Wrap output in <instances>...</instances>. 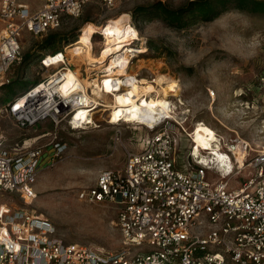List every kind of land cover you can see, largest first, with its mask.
Instances as JSON below:
<instances>
[{"label":"rangeland","instance_id":"1","mask_svg":"<svg viewBox=\"0 0 264 264\" xmlns=\"http://www.w3.org/2000/svg\"><path fill=\"white\" fill-rule=\"evenodd\" d=\"M187 1L190 0H122L112 8L92 1L81 17L69 19L43 38L23 33L20 63L7 73L10 83L0 87V149L23 153L39 148L44 155L34 184L36 198L25 203L19 195L0 193L1 206L41 216L52 223L66 243L117 253L124 249L117 226V204L93 203L82 200L80 194L95 186L102 170L123 168L127 152L145 150L160 129L167 128L175 134V158L192 167L199 165V159L206 164L201 155L206 153L198 155L192 143V133L199 123L215 130L219 138L215 148L230 157L235 170L241 166L235 151L242 149L246 166L238 175L225 178L229 181L228 191L242 188L257 176L258 169L248 164L264 153V87L259 84L264 72V15L230 10L209 22L190 21L187 17L185 26H179L153 10L160 3L176 10ZM21 2L32 10L43 5V0ZM121 14H129V24L140 37L130 48L146 49L131 60L129 73L157 90L162 89L156 83L159 76L177 81V91L167 90L168 100L175 107L172 117L154 127L125 121L114 125L109 123L105 108L100 107L82 130L73 128V115L59 124L49 119L30 128L20 127L9 112L10 104L63 68L61 72L77 70L84 82L102 79L104 68L88 66L85 59L73 57V48L68 46L78 39L84 26L101 28ZM104 41L100 31L94 35V55L100 53ZM59 53L66 56L65 63L55 67L43 64L46 57ZM87 90L85 94L100 100L91 89ZM57 145L63 149L61 155H57ZM207 166V181L219 183L220 167ZM128 251L134 257L153 249L145 244Z\"/></svg>","mask_w":264,"mask_h":264},{"label":"built area","instance_id":"2","mask_svg":"<svg viewBox=\"0 0 264 264\" xmlns=\"http://www.w3.org/2000/svg\"><path fill=\"white\" fill-rule=\"evenodd\" d=\"M92 1L112 8L122 0H43L37 10L21 0H0V87L10 83L7 73L20 63L24 32L43 38L69 19L81 17ZM47 59L42 62L49 67ZM62 70L10 104L9 112L20 127L49 119L59 124L69 115L73 124L86 94L79 90L65 101L58 87L65 76ZM259 84L264 87V72ZM62 150L57 145V155ZM175 152V134L160 129L145 150L127 152L123 168L101 171L95 186L81 192L82 200L117 204L122 251L66 243L41 216L4 205L0 264H264V153L248 164L258 169L257 176L228 191L225 178L238 175L246 163L235 170L229 158L232 168H220L223 179L211 184L207 165L199 159L198 167H184ZM43 155L39 148L23 153L0 149V193L32 202ZM145 244L153 251L130 255L129 248Z\"/></svg>","mask_w":264,"mask_h":264},{"label":"bare ground","instance_id":"3","mask_svg":"<svg viewBox=\"0 0 264 264\" xmlns=\"http://www.w3.org/2000/svg\"><path fill=\"white\" fill-rule=\"evenodd\" d=\"M129 19V14H121L112 18L101 28L86 25L81 29L78 39L68 46V49L73 48L71 50L73 57L85 59L88 66L104 68L106 73L100 80H85V82L79 78L77 70L70 69L64 73L65 76L58 87L65 101L68 102L70 97L79 90L85 93L87 89H91L93 95L100 98L98 100L88 94L83 96L84 106L74 117L75 130H82L85 124H90L91 117L100 107L105 108L109 123L114 125L125 121L154 127L162 119L171 118V114L175 113L174 105L168 100L167 90L177 91V81H168L164 76H159L156 83L162 89L157 90L156 86L152 84L145 86L143 80L129 73L131 60L137 56L136 54L146 52L145 48H130L133 42L140 40V37L137 30L129 24ZM99 31L105 41L100 53L94 55L93 37ZM65 59L66 56L59 53L48 58L46 62L49 67H55ZM109 61L111 62L108 65ZM192 134L196 153L198 155L201 152L206 153V155L201 154L202 159L206 161L205 165L213 164L223 170L232 168L230 157L222 150L215 148V146L218 147L219 138L214 129L199 123ZM235 154L237 161L240 162L238 163L242 166L245 152L238 147Z\"/></svg>","mask_w":264,"mask_h":264},{"label":"trees","instance_id":"4","mask_svg":"<svg viewBox=\"0 0 264 264\" xmlns=\"http://www.w3.org/2000/svg\"><path fill=\"white\" fill-rule=\"evenodd\" d=\"M154 12L164 16L165 21L179 26H185L184 19L190 21H214L230 10H238L248 14L264 15V0H190L184 6L173 10L162 3L158 4Z\"/></svg>","mask_w":264,"mask_h":264},{"label":"crops","instance_id":"5","mask_svg":"<svg viewBox=\"0 0 264 264\" xmlns=\"http://www.w3.org/2000/svg\"><path fill=\"white\" fill-rule=\"evenodd\" d=\"M176 143H177V141H176ZM178 163L180 164L181 162L178 161ZM180 165H182V166H184V167L187 166L186 163H183V162H182ZM105 170H107V169H105ZM102 171H103V170H102ZM1 205H2V204H1ZM1 205H0V206H1Z\"/></svg>","mask_w":264,"mask_h":264}]
</instances>
